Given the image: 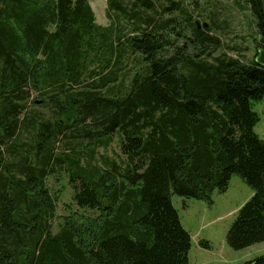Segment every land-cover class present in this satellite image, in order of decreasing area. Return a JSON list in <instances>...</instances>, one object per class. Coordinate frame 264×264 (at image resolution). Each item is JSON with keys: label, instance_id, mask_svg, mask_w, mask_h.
Segmentation results:
<instances>
[{"label": "trees", "instance_id": "1", "mask_svg": "<svg viewBox=\"0 0 264 264\" xmlns=\"http://www.w3.org/2000/svg\"><path fill=\"white\" fill-rule=\"evenodd\" d=\"M246 3L264 50V0ZM197 8L107 0L101 25L89 0H0V264H189L191 235L172 195L212 205L233 175L254 195L228 245L264 242V140L253 113L264 68L259 53L215 56L223 45ZM117 134L122 165L100 164L98 149ZM64 138L88 159L59 153ZM64 171L78 209L67 206L55 233L60 195L48 179Z\"/></svg>", "mask_w": 264, "mask_h": 264}, {"label": "rangeland", "instance_id": "2", "mask_svg": "<svg viewBox=\"0 0 264 264\" xmlns=\"http://www.w3.org/2000/svg\"><path fill=\"white\" fill-rule=\"evenodd\" d=\"M89 2L96 14L98 24L107 25V0H89ZM185 2L187 4L197 2L195 16H199L197 19L200 24L205 28L212 25L214 36L221 40L223 47L216 51L215 56L227 52L229 56L250 62L255 59L257 53L262 51L256 46L255 39L258 35L255 19L249 14L246 0H185ZM208 14H211V17ZM30 110H39L43 117L49 116L45 113L46 110L42 111L29 105ZM254 112L260 118L255 132L264 140V100L253 102ZM78 144V141L64 138L60 140L56 148L59 153H65L69 157H77L80 153L87 160L90 150ZM96 159L100 164L101 161L107 160L122 165L124 156L121 151V136L115 135L107 149H98ZM48 185L53 192H58L60 195L57 207L58 218L54 222V232L57 233L59 224L62 222L60 217L69 215L67 206L71 205L73 211H76L78 207L73 203L74 190L69 184L65 171L59 175V180L56 177H50ZM253 195V189L238 175H233L231 178L227 192L214 193L212 205L172 195V203L179 212L183 227L191 235L189 264H244L264 256V242L235 251L229 247L226 238L237 217V212ZM205 243L208 247H205Z\"/></svg>", "mask_w": 264, "mask_h": 264}, {"label": "water", "instance_id": "3", "mask_svg": "<svg viewBox=\"0 0 264 264\" xmlns=\"http://www.w3.org/2000/svg\"><path fill=\"white\" fill-rule=\"evenodd\" d=\"M255 63L264 68V50L259 52V56L257 57Z\"/></svg>", "mask_w": 264, "mask_h": 264}]
</instances>
